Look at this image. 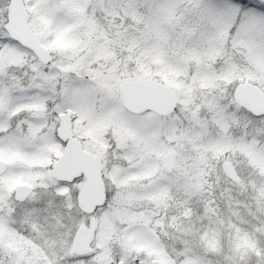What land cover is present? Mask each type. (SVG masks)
<instances>
[{
	"label": "snow or ice",
	"instance_id": "1",
	"mask_svg": "<svg viewBox=\"0 0 264 264\" xmlns=\"http://www.w3.org/2000/svg\"><path fill=\"white\" fill-rule=\"evenodd\" d=\"M0 264H264V0H0Z\"/></svg>",
	"mask_w": 264,
	"mask_h": 264
},
{
	"label": "rangeland",
	"instance_id": "2",
	"mask_svg": "<svg viewBox=\"0 0 264 264\" xmlns=\"http://www.w3.org/2000/svg\"><path fill=\"white\" fill-rule=\"evenodd\" d=\"M62 39V38H61Z\"/></svg>",
	"mask_w": 264,
	"mask_h": 264
}]
</instances>
